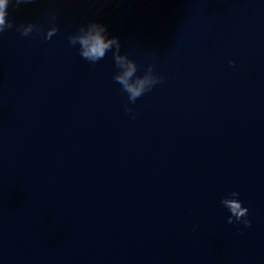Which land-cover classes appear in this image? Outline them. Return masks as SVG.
I'll use <instances>...</instances> for the list:
<instances>
[{
	"label": "water",
	"instance_id": "water-1",
	"mask_svg": "<svg viewBox=\"0 0 264 264\" xmlns=\"http://www.w3.org/2000/svg\"><path fill=\"white\" fill-rule=\"evenodd\" d=\"M8 13L0 264H264V0H32ZM92 20L162 82L129 101L112 50L93 64L69 41ZM28 23L40 31L22 35ZM224 198L250 226L228 223Z\"/></svg>",
	"mask_w": 264,
	"mask_h": 264
},
{
	"label": "clouds",
	"instance_id": "clouds-1",
	"mask_svg": "<svg viewBox=\"0 0 264 264\" xmlns=\"http://www.w3.org/2000/svg\"><path fill=\"white\" fill-rule=\"evenodd\" d=\"M32 0H0V33L14 27V22L8 19V8H19L21 4L30 3ZM17 30L24 36H28L34 30L40 31L37 25L28 23L19 25ZM58 31L55 24L49 28L44 36L45 40L51 39ZM71 44H79V52L82 58L95 64L102 60L108 51L112 50L113 60L118 71L114 74L113 79L121 86V89L128 94V99L135 102L145 92L150 91L158 82H162L163 77L153 71V66L149 65L142 75H138V66L135 60L131 59L128 54H122L120 51L121 43L117 36L108 35L107 26L99 21L92 20L86 25H81L78 32L69 37ZM234 63V62H233ZM131 111V109H128ZM232 197H238L239 193L233 191ZM229 210L231 215L228 217V223L242 221L246 226L251 222L246 218L248 208L243 206L242 202L236 199L224 198L221 201Z\"/></svg>",
	"mask_w": 264,
	"mask_h": 264
}]
</instances>
